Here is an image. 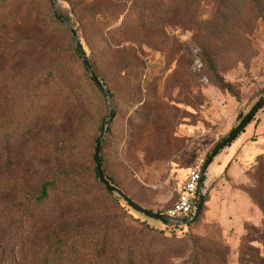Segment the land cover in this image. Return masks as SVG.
<instances>
[{
	"label": "rangeland",
	"instance_id": "rangeland-1",
	"mask_svg": "<svg viewBox=\"0 0 264 264\" xmlns=\"http://www.w3.org/2000/svg\"><path fill=\"white\" fill-rule=\"evenodd\" d=\"M17 1L0 0V20ZM37 2L31 16L0 27V217L13 221L19 190L28 201L42 183L75 174L90 184L91 196L102 195L109 204L60 216L52 228L71 229L126 210L159 235L152 246L161 254L159 264H264L263 155L244 168L229 172L230 162L214 172L217 162L227 160L228 148L220 150L202 181L198 219L178 228L133 211L94 184L93 153L108 100L85 79L68 28L53 19V9L68 19L95 74L114 94L116 114L100 151L103 171L134 203L164 215L189 171L200 163L203 168L214 146L239 125L238 117L264 98V0H57L54 8L47 0ZM119 4L125 12L136 4L138 22L131 28L124 12L117 25L128 33L104 32L103 52L92 54L81 18ZM21 39L33 46L22 47ZM133 76L139 100L155 104L145 125L130 123L136 106L128 105L127 86ZM66 81L72 90L62 109L57 93ZM50 94L54 107L27 123L37 97ZM129 127L137 136L132 147ZM29 226L0 233V264H29L30 257L36 264L46 234L30 233Z\"/></svg>",
	"mask_w": 264,
	"mask_h": 264
},
{
	"label": "trees",
	"instance_id": "trees-1",
	"mask_svg": "<svg viewBox=\"0 0 264 264\" xmlns=\"http://www.w3.org/2000/svg\"><path fill=\"white\" fill-rule=\"evenodd\" d=\"M47 2L51 5V7H55L54 0H47ZM36 6H39V2L35 3V0H18L12 7L7 8L5 17L0 20V27H4L6 21H13L15 18H19L20 16H31L34 13V7ZM22 11L23 13H21ZM124 12L125 11L123 10V6L119 4L115 5V7L111 11L109 10V12L98 10L96 11L91 9L90 12H86L83 15L79 28L82 37L84 38L86 45L88 46L92 54L103 52L102 34L104 35V32H107L106 34L108 35L120 36H125L128 33L125 31L126 29L123 28L121 24L117 25L119 18L124 14ZM124 17H127L128 21H132L131 28H134L140 18L139 9L137 8L136 4H134L125 12ZM53 19L55 20L56 26L62 30H64L65 26L61 24L60 20H63L69 24L68 19L59 16L54 9ZM149 21V24H151V19H149ZM20 45L26 48L33 46V43L25 39H21ZM73 53L77 56L79 55V51L77 50L76 46L73 48ZM86 61L88 63V66L90 67V70L94 73L98 81L110 95L111 103L114 104V94L95 74L92 65L88 62L87 59ZM84 69V77L87 82H89V85L103 99H107L106 95L103 93L102 89H100L97 82L91 77L90 73L85 67ZM135 77L136 76H133L128 79L129 85L127 86L128 105L129 107L136 106V108L132 112L130 123L135 122L134 120H138L141 124L145 125L148 122V119L144 116L150 113V108H152V106H154L155 104L154 101L150 98H146L143 101L139 100L140 89L138 83L135 81ZM220 86L222 88H229L225 85ZM35 89L37 90V87ZM70 89L72 90V86L69 82L66 81V86H61L60 92L57 93V96H59L61 93L63 96L61 100L62 109H65L68 106L67 98L69 95L68 90ZM36 104L37 106L33 108L32 116L27 120V123H29L34 118H38L41 114L46 116L47 113L45 111L43 112L42 109H52L55 104V99L51 94L47 97L39 95L36 99ZM253 108L254 106L251 108V110ZM112 113L113 118L105 128L103 136L107 135L108 126L112 123L115 117L116 111L114 106H112ZM246 116L240 115L238 117L240 123ZM103 126L100 128L101 132ZM8 127L9 126L7 125L1 127L3 135L6 134V130ZM234 129H232V131ZM128 131H130L128 135L130 139L128 147H132L137 136L133 131V128L131 131L129 127ZM9 136L10 135L5 136V138H8ZM99 137L97 138V141ZM104 139L105 138H102L101 140L99 150V159L102 173L108 184L123 193L122 190L119 189L118 186L112 181L111 177H108L103 171V159L100 156V151ZM220 142H218L214 146V148ZM231 143H229L225 147L230 146ZM209 155H207V159ZM259 157L260 156H257L256 158ZM93 160L95 162L94 153ZM204 179L205 177L203 175L201 177V182L204 181ZM93 181L94 184L103 185V189L108 195L113 196L115 194L107 189L105 185L100 181L95 165L93 168ZM4 186L5 184L0 181V189L5 188ZM15 186L17 187V185ZM19 191L20 197L18 198L16 196V198L18 199L14 201L15 216L13 217V221L6 222L5 220L7 219L4 220L0 217V233L6 232L5 230L8 229H12L13 231L20 233L25 232L24 228L26 224L30 225V233H34V231L45 232L46 236L42 242L44 252L36 259V264H159V258L161 254H159L157 250H155L157 249L156 247H154L155 249L152 247L154 241H158V239H160L159 235L152 232L153 229L148 225V223H145L144 220H139L137 217L129 214L126 210L121 211L118 214H113L110 217H102L97 222L86 223L80 226L77 225L71 229L65 230L60 228L55 229V227L52 228L53 224L60 216L63 219L69 218L71 216H80L84 215L86 213V210L89 208L100 207L102 205L109 204L106 198L102 195L96 194L94 196H91L92 189L90 187V184L86 182H80L75 174L61 173L57 175L55 181L42 183L39 186L37 195L33 196V193H30L31 198L28 201L24 199V192L21 190ZM126 206L138 213V211L128 203H126ZM65 209L67 212H64ZM163 214L165 215V212ZM163 223L165 227L172 228H178L180 225L188 226L186 221L182 223H174L171 221ZM156 230L160 235L163 232L160 229ZM35 248L36 246L33 245L32 250H35ZM30 261L29 264H34V262Z\"/></svg>",
	"mask_w": 264,
	"mask_h": 264
},
{
	"label": "water",
	"instance_id": "water-1",
	"mask_svg": "<svg viewBox=\"0 0 264 264\" xmlns=\"http://www.w3.org/2000/svg\"><path fill=\"white\" fill-rule=\"evenodd\" d=\"M57 0H54V3H56ZM61 24L63 26H65L66 28H68L69 32L72 35V38L74 40L75 46L77 48V50L79 51V55L81 57L82 63L84 65V67L87 69V71L90 73L91 77L97 82L98 86L100 87V89H102L103 93L106 95L107 100H108V105H109V114H108V118L105 120L104 122V126L101 132V135L97 141L95 150H94V159H95V166L99 175V179L100 181L105 185V187L107 189H109L111 192L115 193L118 197L122 198L126 203H128L130 206H132L135 210H137L139 213L148 216L150 218L156 219L158 221H162V222H168L169 218L165 215H161V214H157L154 212H151L135 203H133L128 197H126L123 193H121L118 189L112 187L110 184H108L104 178V175L102 173L101 170V166H100V159H99V150H100V143L101 140L103 138L104 135V130L107 127V125L111 122L112 118H113V113H112V103H111V98L110 95L107 93V91L105 90V88L102 86V84L98 81L97 77L94 75V73L90 70V67L88 66V63L86 61L84 52L82 50L81 47V43L77 37V34L75 32V30L65 21L60 20ZM264 106V98L254 106V108L250 111V113L241 121V123H239V125L230 133L228 134L210 153L207 161L204 164V167L202 169V175H205L206 170L210 164V162L212 161V159L215 157V155L222 150L226 145H228L229 143H231L238 135H240V133H242L245 129V127L248 125V123L251 121V119L255 116V114ZM202 205H203V197H201L200 202L197 206V210L195 212V214L193 215V217L187 221L188 225L193 224L199 217L200 213H201V209H202Z\"/></svg>",
	"mask_w": 264,
	"mask_h": 264
},
{
	"label": "crops",
	"instance_id": "crops-1",
	"mask_svg": "<svg viewBox=\"0 0 264 264\" xmlns=\"http://www.w3.org/2000/svg\"><path fill=\"white\" fill-rule=\"evenodd\" d=\"M227 148V160L222 164L217 162L214 172L223 170L230 162H233V165L229 168V172L241 169L252 162L255 157L264 156V106Z\"/></svg>",
	"mask_w": 264,
	"mask_h": 264
},
{
	"label": "built area",
	"instance_id": "built-area-1",
	"mask_svg": "<svg viewBox=\"0 0 264 264\" xmlns=\"http://www.w3.org/2000/svg\"><path fill=\"white\" fill-rule=\"evenodd\" d=\"M202 169L201 163L191 169L180 185L173 204L165 211L169 221L174 223L186 221L187 223L195 214L200 199L205 193L201 182Z\"/></svg>",
	"mask_w": 264,
	"mask_h": 264
}]
</instances>
